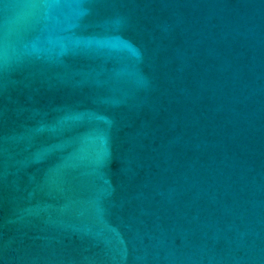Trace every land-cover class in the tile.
<instances>
[{"label": "water", "instance_id": "obj_1", "mask_svg": "<svg viewBox=\"0 0 264 264\" xmlns=\"http://www.w3.org/2000/svg\"><path fill=\"white\" fill-rule=\"evenodd\" d=\"M0 264H264V0H0Z\"/></svg>", "mask_w": 264, "mask_h": 264}]
</instances>
